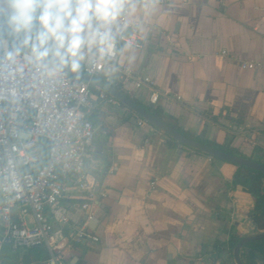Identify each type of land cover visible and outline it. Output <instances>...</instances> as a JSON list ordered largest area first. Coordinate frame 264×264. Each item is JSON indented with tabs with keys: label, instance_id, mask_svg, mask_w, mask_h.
<instances>
[{
	"label": "crops",
	"instance_id": "1",
	"mask_svg": "<svg viewBox=\"0 0 264 264\" xmlns=\"http://www.w3.org/2000/svg\"><path fill=\"white\" fill-rule=\"evenodd\" d=\"M142 2L150 14L138 12L130 24L142 48L120 45L115 68L95 77L148 107L149 87L119 80V66H129L153 81L159 98L152 108L160 107L181 131L264 164V0ZM250 62L261 69L241 67ZM93 88L88 117L97 132L85 164L107 191L88 222L99 244L72 245L62 264H234L231 237L264 233L253 220L251 196L232 184L237 167L187 149L147 123L137 126L141 118ZM77 198L69 190L61 204L74 207L71 219L80 224ZM14 254L17 264H33L47 252Z\"/></svg>",
	"mask_w": 264,
	"mask_h": 264
},
{
	"label": "built area",
	"instance_id": "2",
	"mask_svg": "<svg viewBox=\"0 0 264 264\" xmlns=\"http://www.w3.org/2000/svg\"><path fill=\"white\" fill-rule=\"evenodd\" d=\"M174 1L150 0L156 5ZM129 29L131 26L118 39L117 54L102 65H86L87 75L95 77L115 68L122 44L142 48L135 30L126 35ZM241 67L261 69L255 62ZM118 73L122 83L149 87V104L157 103L159 92L152 80L138 76L125 64L119 66ZM92 98L91 86L69 74L41 79L33 78L27 70L14 78L0 73V263L5 247L14 253L44 247L46 258L33 264H62L72 245L99 244L88 222L107 191L85 164L97 132L88 117ZM100 98L108 99L104 94ZM145 124L142 119L137 122V126ZM150 186L154 188L155 182ZM69 190L79 194L77 206L84 215L80 224L71 219L74 207L61 204Z\"/></svg>",
	"mask_w": 264,
	"mask_h": 264
},
{
	"label": "clouds",
	"instance_id": "3",
	"mask_svg": "<svg viewBox=\"0 0 264 264\" xmlns=\"http://www.w3.org/2000/svg\"><path fill=\"white\" fill-rule=\"evenodd\" d=\"M142 0H0V73L58 79L117 54ZM126 44L125 48L130 47Z\"/></svg>",
	"mask_w": 264,
	"mask_h": 264
},
{
	"label": "water",
	"instance_id": "4",
	"mask_svg": "<svg viewBox=\"0 0 264 264\" xmlns=\"http://www.w3.org/2000/svg\"><path fill=\"white\" fill-rule=\"evenodd\" d=\"M69 75L72 77H76L88 83L90 86H93L98 90L102 91L105 95L117 101L118 103L126 107L128 110H130L132 113L137 115L139 118H141L143 121H145L147 124L151 125L158 132L165 135L172 141L179 143L183 147L195 152L205 154L211 158L231 163L235 166H241L257 171L264 175L263 164L242 157L229 155L224 151L214 149L212 147L206 146L204 144H201L197 141H194L190 138L183 136L182 134L178 133L174 129L170 128L169 126L165 125L164 123L153 117L143 107L136 104L132 99L127 97L124 93L115 89L111 85L99 80L98 78L87 75L85 72L82 71L75 74L69 73ZM148 107L152 108L153 105L149 104ZM261 241H264V233L260 235H256L252 237H244L240 239L233 249L232 255H233L234 264H244L243 261L241 260V251L246 245Z\"/></svg>",
	"mask_w": 264,
	"mask_h": 264
},
{
	"label": "trees",
	"instance_id": "5",
	"mask_svg": "<svg viewBox=\"0 0 264 264\" xmlns=\"http://www.w3.org/2000/svg\"><path fill=\"white\" fill-rule=\"evenodd\" d=\"M114 88L120 90L118 87H114ZM94 90L95 89L91 87L92 93L94 92ZM132 100L136 104L141 106L140 103H138L134 99ZM143 108L147 112H149L153 117H155L165 125L169 126L170 128L174 129L175 131H177L178 133L182 134L187 138L198 141L201 144L212 147L214 149L224 151L229 155L242 157L231 149H227L224 147H217L211 143L206 142L205 140H199L197 137H194L186 132L181 131L177 127L175 121L172 118L163 114V111L160 109V107H154V108L143 107ZM236 167H237V171L232 180V184L236 186H240L244 192L248 193L251 196L254 202V209L252 213L253 220L257 225V227L261 231H264V175L257 171L245 167H241V166H236ZM239 240L240 239L238 237H234V236L231 237L228 243V252L231 256L233 253V249L235 245L239 242ZM246 249H249L250 251L257 253L264 258V241L248 244L241 251V260L243 261L244 264H256L251 259L250 256L246 255V251H245ZM2 258L3 259L1 264H17L16 263L17 256L12 251H10L9 247H5L3 249Z\"/></svg>",
	"mask_w": 264,
	"mask_h": 264
}]
</instances>
